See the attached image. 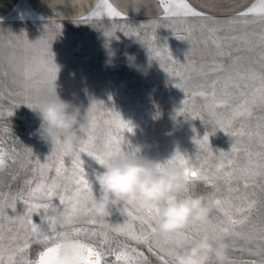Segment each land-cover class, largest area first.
<instances>
[{
  "label": "snow or ice",
  "instance_id": "snow-or-ice-1",
  "mask_svg": "<svg viewBox=\"0 0 264 264\" xmlns=\"http://www.w3.org/2000/svg\"><path fill=\"white\" fill-rule=\"evenodd\" d=\"M159 3L165 18L191 17L201 21L212 19L203 12L197 11L189 0H159ZM249 16L257 17L261 25L258 45L261 51L256 60L258 69L249 68L237 73L235 77H229L228 82L219 92L216 87L218 80H213L210 84H201L194 91H188L180 83L176 84L177 88L183 89L186 96L182 107L176 113L177 116L205 120L202 112L192 104L194 98L198 96L204 101L202 109H207L209 116L212 117L205 123L211 125V133H206L202 138L197 135L194 140L201 151L208 153L211 149L210 135H214L217 130L223 131L229 137L238 138L230 152L220 153L224 159L215 166V171L206 168L207 160L205 158L201 161L199 153L193 157L181 154L179 151L161 166L162 168L181 167L189 181L194 184L202 182L213 190L209 196L218 211L206 224L192 223L189 231L194 238L204 233H211L214 239L221 235H235L246 243H264V0H257V3L247 10L240 11L238 18H233L226 23L247 26L250 23L247 19ZM103 18L125 21V24L117 23V25L127 29L126 36L131 34L140 37V30L145 27L141 25L139 28L131 29L127 23V16L110 0H100L90 16L80 17L85 21ZM201 27L208 26L205 23ZM219 30L208 28V31L213 33ZM176 38L184 40L187 37L177 32ZM51 39L44 36L32 43L26 36L18 38L17 44L23 45V51L26 54L24 82L21 91L15 93L21 97L18 104L23 103L29 108H34L35 101L45 85L57 77L59 67L55 63ZM218 39L212 40L217 47H219ZM155 41L156 35L153 32L149 36L150 57L159 60L160 67H163L165 72L180 77L178 70L164 64L165 60L173 65L177 63L167 44L156 47ZM251 50L250 48L249 51ZM30 52H35L36 55L28 56ZM181 67H187V65H181ZM101 109H103L102 115L107 117L103 122L108 126L106 135L103 137L97 134L100 127L97 112ZM217 109H223V111L217 113ZM7 114L12 116L13 113L9 110ZM84 119L87 122L86 131L81 133L74 149L54 148L43 162L40 158L34 160V186L33 180H28L26 191L21 189L10 198L0 193V264H61L59 257L64 249L62 238L65 235H71L75 241H82L81 237L93 241V243L82 241V248L87 253L83 264H152L144 252L139 251L137 247H132L129 241L138 246H145L149 253L161 261V264H167L166 245L159 234L158 227L152 222L153 212H158V208L149 209L143 213L134 208H125L123 222H114L112 227V232L124 237V242L113 246L112 241L102 235V222L95 215L94 185L85 172L81 157L86 154L99 165L104 166L125 153L134 154L138 150L133 149L122 134L134 133L131 124L125 122L114 109L105 108L103 102L94 101ZM253 121H255L254 130ZM239 138H246L244 148L239 147L241 143ZM240 151L245 153L246 164L237 168L231 157ZM26 152L29 158L28 163L32 164V149L28 148ZM6 157L7 153L0 146V170L6 166ZM52 173L54 175H51ZM221 182L224 183V188H221ZM241 187L245 190L252 188L253 191L251 194L245 191L243 195L233 196V193L240 192ZM256 188H259V194ZM57 200L58 204L55 202ZM18 202H22L24 206L23 214L17 211ZM257 208L261 211L259 223L253 215V210ZM9 209L15 215H9ZM34 214L39 215L43 222L42 226L34 222ZM4 220L18 225L19 230L23 231V235H20L19 231L11 235L8 238V244H5L2 223ZM137 222L139 228L136 226ZM86 225L93 227H86ZM9 232H12V229H9ZM33 243L45 246L44 250L39 252L38 258L34 260L27 255ZM235 246L236 242L233 240L232 247ZM167 251L172 253L176 249L173 246H167ZM108 256L114 257V260H107ZM230 264H237V262L231 260ZM240 264H264V260L241 261Z\"/></svg>",
  "mask_w": 264,
  "mask_h": 264
},
{
  "label": "rangeland",
  "instance_id": "rangeland-1",
  "mask_svg": "<svg viewBox=\"0 0 264 264\" xmlns=\"http://www.w3.org/2000/svg\"><path fill=\"white\" fill-rule=\"evenodd\" d=\"M159 6V12L151 14L161 21L162 27L155 32L156 47H162L167 44L172 53L173 59L177 61L173 65L165 60L164 64L180 72V77L170 75L160 67V61L152 59V68L148 75H142L139 72L130 70L125 66L124 52H129L137 56L138 63L147 65L149 61L148 49L134 43V39H142L146 47L149 46V36L153 33L151 30H140V37L135 35L125 36L118 32L120 41L114 44L119 50V59L115 68L105 67V53L101 47V41L98 39L99 33L92 30L88 24L105 22L106 24H125L123 20L112 21L109 18L81 20L80 17L70 20H47L33 14L24 7H19L10 15L0 21V30L12 31L16 35L26 36L27 39L35 43L46 35V25L50 22L60 24L62 35L55 41L51 39L52 52L54 53L55 63L59 67L58 83L61 85L60 95L62 99L71 101L78 109L81 116H86L92 103L103 102L105 108L114 109L118 112L125 122H129L134 129V133H122L125 141L133 149H139L144 157L164 164L170 160L177 151L186 156H195L200 154V159L207 160L206 168L215 171L224 157L220 155L221 151L228 153L237 137H229L223 131L217 130L214 135H210V144L215 154V159L211 162L207 159V154L201 151L194 143L197 135L202 138L206 133H211V125H206L210 121L207 109H202L204 103L201 97H195L192 104L198 111L202 112L205 120L185 119L183 116H177V111L182 107L186 98L183 89L177 88L180 83L188 91L197 90L201 84H210L213 80H218L217 90H221L229 77H235L237 73L246 71L249 68H259L256 63L258 54L261 51L259 45V33L261 25L257 17L249 16V24L229 25L226 22L238 18V15L231 17H211V20L201 21L198 18L170 17L165 18L163 8L156 0ZM94 11V10H93ZM92 13V12H91ZM91 13L84 16H90ZM127 23L139 28L142 22L147 21L148 14L139 16H128ZM82 17V16H81ZM218 22V23H214ZM208 27L202 28V24ZM208 28H217L219 31L209 32ZM191 30V35H189ZM127 31V29H125ZM187 37L184 40L176 38V33ZM227 37V39H225ZM236 37V39H232ZM213 38H219V47L212 42ZM19 47L23 53V59L16 70L0 64V146L7 153L6 166L0 170V193L5 196H14L21 189L26 188V181L33 180L35 183L33 169L34 160L41 159L43 162L51 154V147L40 142L38 138L30 136L40 125V119L37 113L30 110L26 104L17 103L21 97L15 95L21 91L24 82L23 72L25 70V52L23 45ZM252 49L249 51V49ZM188 53V55H186ZM28 56L36 55L30 52ZM240 57V59H236ZM187 65V67H181ZM222 66V70H221ZM182 77V79H181ZM209 90V89H205ZM234 91V90H233ZM12 111V116H8V111ZM217 113L223 109H217ZM103 109L97 112L100 127L97 134L103 137L106 135L108 126L104 124L106 116L102 115ZM253 130L255 121L252 122ZM7 129V131H4ZM195 129V131L193 130ZM172 135H168V133ZM241 139L239 147L244 148L246 138ZM32 149L33 163H28V154L26 149ZM255 149V145H253ZM85 172L94 185L95 192H98V186L94 184V177L99 171H103L101 165L86 154L82 155ZM237 168L246 164V156L243 151L234 153L231 157ZM255 159V157H253ZM15 160V163H13ZM227 170V169H225ZM51 175H54L52 173ZM196 190L200 193L210 194L213 190L210 186L202 182L195 183ZM225 185L221 182V188ZM259 194V188L255 189ZM247 191L249 194L252 188L247 190L241 187L239 193H233V196L243 195ZM226 194V193H225ZM58 204V200L55 201ZM17 211L24 213L22 202L17 203ZM9 215H15L10 209ZM254 218L259 223L261 211L259 208L253 210ZM125 212L117 213L110 218L114 222H123ZM34 222L43 225L38 214L33 216ZM5 235V244L9 243V237L19 231L16 224H10L7 220L2 221ZM137 228L139 224L137 222ZM86 227H93L86 225ZM97 228L99 226H96ZM12 229V232H9ZM83 242L93 243L87 238L81 237ZM113 246L124 242V237L117 236L113 232L111 238ZM236 246L230 249L231 259L240 264L241 261L256 260L249 252L251 243L235 239ZM132 247H137L143 251L152 264H161L156 256L147 251L145 246H138L134 242H128ZM44 245L33 243L28 250L27 255L30 259L38 258L40 251L44 250ZM107 260L113 261L114 257L108 256Z\"/></svg>",
  "mask_w": 264,
  "mask_h": 264
},
{
  "label": "clouds",
  "instance_id": "clouds-1",
  "mask_svg": "<svg viewBox=\"0 0 264 264\" xmlns=\"http://www.w3.org/2000/svg\"><path fill=\"white\" fill-rule=\"evenodd\" d=\"M133 3L138 5L139 0H133ZM133 10L138 12L139 6ZM148 16L141 25L145 26L144 30L156 32L162 27L161 21L150 14ZM88 26L99 33L98 39L106 57L105 67L115 68L120 57L114 44L120 41L117 33L125 35V29L105 22L90 23ZM62 28L60 24L50 22L46 25L45 36L55 41L62 35ZM130 28L137 27L130 25ZM20 37L10 30H0V64L12 70H16L23 59L17 44ZM134 43L148 49L142 39H134ZM123 56L125 66L130 70L148 75L153 61L150 55L146 66L138 63L135 54L124 52ZM60 91L58 76L45 85L35 101V107L30 108L40 119L39 127L30 136L38 138L51 149L72 150L77 146L81 133L86 131L87 122L80 109L71 101L62 99ZM137 150L134 154L125 153L113 159L102 166L103 171L94 177V184L98 186L94 195L95 215L102 222V235L111 238L113 225L110 218L117 213L123 214L125 208H134L140 213L158 208V212H153L152 222L158 227L166 245L167 264H230L232 241L237 239L235 235H221L214 239L211 233H204L194 238L189 231L193 222L206 224L218 211L210 196L196 190L194 182L185 177L183 168H162L163 164L144 157ZM207 159L210 162L215 159L212 147ZM62 243L61 264H83L87 256L82 248L83 242L65 235ZM251 245L248 249L250 254L257 261L264 260V243ZM167 246H173L176 251L169 253Z\"/></svg>",
  "mask_w": 264,
  "mask_h": 264
},
{
  "label": "crops",
  "instance_id": "crops-1",
  "mask_svg": "<svg viewBox=\"0 0 264 264\" xmlns=\"http://www.w3.org/2000/svg\"><path fill=\"white\" fill-rule=\"evenodd\" d=\"M125 15L139 16L159 12L156 0H139V11L133 0H110ZM100 0H0V21L19 7H24L38 17L47 20H70L88 15L96 9ZM197 10L209 17H231L247 10L257 0H189Z\"/></svg>",
  "mask_w": 264,
  "mask_h": 264
}]
</instances>
